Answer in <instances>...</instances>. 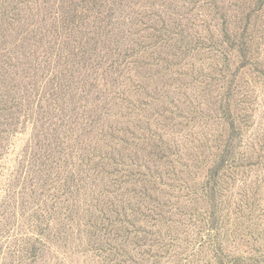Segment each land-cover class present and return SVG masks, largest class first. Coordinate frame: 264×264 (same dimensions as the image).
Wrapping results in <instances>:
<instances>
[{
  "label": "rangeland",
  "instance_id": "1",
  "mask_svg": "<svg viewBox=\"0 0 264 264\" xmlns=\"http://www.w3.org/2000/svg\"><path fill=\"white\" fill-rule=\"evenodd\" d=\"M0 264H264V0H0Z\"/></svg>",
  "mask_w": 264,
  "mask_h": 264
}]
</instances>
